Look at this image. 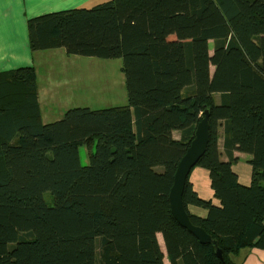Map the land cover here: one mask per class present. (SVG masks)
I'll return each mask as SVG.
<instances>
[{"label": "trees", "instance_id": "trees-1", "mask_svg": "<svg viewBox=\"0 0 264 264\" xmlns=\"http://www.w3.org/2000/svg\"><path fill=\"white\" fill-rule=\"evenodd\" d=\"M28 31L32 50L121 58L129 107L71 108L44 124L33 66L0 70V264H240L264 250V0H107L30 18ZM205 105L195 167L219 204L191 173L182 198L221 257L169 202ZM236 151L251 155L248 186Z\"/></svg>", "mask_w": 264, "mask_h": 264}, {"label": "crops", "instance_id": "crops-1", "mask_svg": "<svg viewBox=\"0 0 264 264\" xmlns=\"http://www.w3.org/2000/svg\"><path fill=\"white\" fill-rule=\"evenodd\" d=\"M107 0H0V70H6L23 65L34 64L35 68L40 60L39 75L43 77H52V85H48V81L42 80L43 83L38 84L39 100L41 105V116L44 121H54L59 119L64 112L77 103H68L63 100L50 97L51 92L58 91L57 87L60 80L64 81V75H61L63 69L54 68L53 61L59 64L67 62V55L63 47L54 49H43L32 52L29 47L28 40V19L34 18L50 12L68 10L77 7H92L98 3ZM53 55L51 66L46 69L44 64L45 57ZM62 56V57H61ZM75 59L81 56L72 55ZM40 81V80H39ZM76 83L70 80L66 85ZM108 84V82L106 83ZM102 85V84H100ZM99 85V86H100ZM109 92V91H108ZM42 95L44 97H42ZM48 95V96H46ZM108 100L103 102L106 106H116L122 101L118 97L109 96ZM57 102H64L57 104ZM81 104V102H79ZM83 105V104H82ZM236 173L240 172L241 181L245 184L249 183L250 169L246 171H238L239 164L234 165ZM194 168L190 174V180L194 190L200 197L208 198L211 195L210 173L207 169L202 168L200 172H196ZM207 210L197 206H190V212L205 215ZM248 257L242 264H264V250L254 248L247 251Z\"/></svg>", "mask_w": 264, "mask_h": 264}, {"label": "rangeland", "instance_id": "rangeland-1", "mask_svg": "<svg viewBox=\"0 0 264 264\" xmlns=\"http://www.w3.org/2000/svg\"><path fill=\"white\" fill-rule=\"evenodd\" d=\"M27 32L29 33L28 30ZM167 38L168 40H174L176 39V35L171 34L167 36ZM28 40H29V34H28ZM208 46H209L210 52H213L214 51V41L210 40ZM29 47H30V44H29ZM30 50L32 52L37 51V50H32L31 48ZM65 53L68 56L67 62L65 64H59L53 61L54 68H52V70L50 71L52 72L55 71V68L63 69L64 71L61 72V75H64V81L60 80V84L57 87L58 91L51 92L50 97H53L54 99H58L60 101L63 100L64 102L77 103V104H74L72 107L68 108L64 112V114L57 120L47 122L42 119L41 105H40V100H39L38 90L40 86H38V84L43 83L42 80L44 79L49 82L48 85H52L51 83L52 77H49V76L43 77V74L39 75L38 73H36V72H39V69L42 67L40 65V60L37 63V67H40L39 69H37V67L35 68L34 64L30 65V66H33V68L35 69L36 90H37L38 102L40 106V117H41V121L44 124L52 123V122L60 120L65 115V113L71 108L87 107L93 110H99V109H106V108H112V107H125V106L129 107L128 91L126 87L125 75L123 73V60L121 58L104 59V58L78 55V56H81V58L75 59L74 57H72V55L74 54H69L66 51ZM52 58H53V55L45 57V61L43 65L45 66L46 69L50 68ZM23 66H29V65H23ZM23 66H18V67H23ZM80 66H83V67L79 68ZM18 67H15V68H18ZM15 68H11V69H15ZM210 69L212 72L214 69V66L212 65ZM6 70H9V69H6ZM92 72L93 74H91ZM71 79L74 80L76 83H73L71 85H66ZM107 82L108 84H106ZM109 96L118 97L122 101L121 103L123 102L124 103L116 105V106L115 105L114 106H106V105L102 106L103 102L107 101L108 100L107 97ZM42 97L44 96L42 95ZM213 97L216 103H219L218 94L214 93ZM188 101L190 102L191 100H188ZM64 102H57V104H63ZM79 102H81V104ZM204 107H205L204 110L200 112L201 120L205 117V112H207L208 121H209V114H210L209 107H207L206 105ZM174 135H180V134L178 131H174ZM209 136H210V121H209ZM194 137H195V134H194ZM222 141H223V135H222ZM219 143H220L219 144L220 149H223V143L221 142V138L219 139ZM89 151L90 149L86 148L85 146L80 147V157H81V161L83 164H86L89 161L88 160ZM235 154L238 157L236 161V163L239 164L238 171L244 172L248 170V166H249V169H250V179L249 180L250 181L248 184H245L244 182L241 181L242 179H241L240 174L242 173L240 172L237 173L239 183L242 185L248 186L251 183L252 172H253L252 165L249 162V160L251 159V155L249 153H245L241 151H236ZM234 165H233V170L237 172V170L234 169ZM194 168L197 169L196 172L202 171L201 170L202 167L194 166ZM159 169L161 168L159 167ZM189 180H190V176H189ZM211 190L212 191H211L210 197L204 198V199H211L214 204H219V200L215 197L213 188ZM194 191L196 192V190ZM49 194H50L49 192L45 193L46 199L48 201H50ZM252 249L254 248L248 249V251ZM248 255L249 254H242L239 260L240 264L243 261H245Z\"/></svg>", "mask_w": 264, "mask_h": 264}, {"label": "water", "instance_id": "water-1", "mask_svg": "<svg viewBox=\"0 0 264 264\" xmlns=\"http://www.w3.org/2000/svg\"><path fill=\"white\" fill-rule=\"evenodd\" d=\"M208 142L209 121L208 113L205 112V117L197 125L195 137L192 140L191 145L178 163L174 175V183L169 192V202L173 216L180 223V225L196 236L202 243H214L217 248L216 253L219 257H221L222 252L218 247L217 241L214 240L212 236L208 234L202 227L192 223L182 198L187 178L198 162L199 158L204 154Z\"/></svg>", "mask_w": 264, "mask_h": 264}, {"label": "bare ground", "instance_id": "bare-ground-1", "mask_svg": "<svg viewBox=\"0 0 264 264\" xmlns=\"http://www.w3.org/2000/svg\"><path fill=\"white\" fill-rule=\"evenodd\" d=\"M81 67H83V66H80L79 68H81ZM91 74H93V72Z\"/></svg>", "mask_w": 264, "mask_h": 264}]
</instances>
